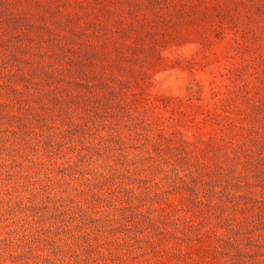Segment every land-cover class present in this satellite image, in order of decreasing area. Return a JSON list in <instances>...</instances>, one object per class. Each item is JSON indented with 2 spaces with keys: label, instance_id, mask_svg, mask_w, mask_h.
Wrapping results in <instances>:
<instances>
[{
  "label": "rangeland",
  "instance_id": "rangeland-1",
  "mask_svg": "<svg viewBox=\"0 0 264 264\" xmlns=\"http://www.w3.org/2000/svg\"><path fill=\"white\" fill-rule=\"evenodd\" d=\"M0 264H264V0H0Z\"/></svg>",
  "mask_w": 264,
  "mask_h": 264
}]
</instances>
